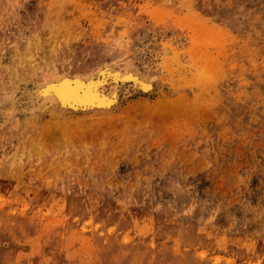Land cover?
Returning <instances> with one entry per match:
<instances>
[{
	"label": "rangeland",
	"instance_id": "rangeland-1",
	"mask_svg": "<svg viewBox=\"0 0 264 264\" xmlns=\"http://www.w3.org/2000/svg\"><path fill=\"white\" fill-rule=\"evenodd\" d=\"M0 61V264H264V0H0Z\"/></svg>",
	"mask_w": 264,
	"mask_h": 264
},
{
	"label": "bare ground",
	"instance_id": "bare-ground-1",
	"mask_svg": "<svg viewBox=\"0 0 264 264\" xmlns=\"http://www.w3.org/2000/svg\"><path fill=\"white\" fill-rule=\"evenodd\" d=\"M1 62L2 61H0V63ZM113 72H116V71H113ZM119 73L120 75H123L122 76L123 78L120 77V79L134 77V79L137 80L138 82L140 80L139 83L142 86L141 88H143L144 90H148L149 88H151L150 87L151 85L148 83L149 80H146L144 82L145 79L142 77L141 79L138 80L140 73L138 74L136 72V69L133 70V67L128 68L125 71L119 70ZM117 75L118 73L114 74L115 77H117ZM60 77L61 78H58L55 75L50 79L44 80L43 82L39 83L38 88L36 90L38 95L39 93L42 95L43 101H46L47 99L52 100L56 104V108L60 112L79 111V110L80 111L104 110V109L107 110L111 106L113 107V104L116 103V94H117L115 92L116 89L114 88L113 90L111 89L112 91L109 94L105 93L104 90L100 88L99 83H97L98 79L96 80L95 78L97 82H95V80L94 82L92 81L91 79L92 76L89 79L91 80V83H85L84 81H81L80 78H77V77L72 78V79L66 75H63V76L60 75ZM100 81H101V77H100ZM108 92H110V90H108Z\"/></svg>",
	"mask_w": 264,
	"mask_h": 264
}]
</instances>
